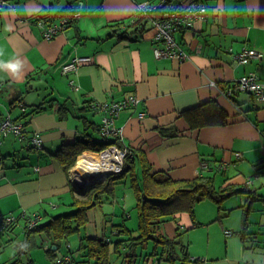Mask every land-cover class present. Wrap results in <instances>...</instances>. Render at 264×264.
Here are the masks:
<instances>
[{"label":"crops","instance_id":"crops-1","mask_svg":"<svg viewBox=\"0 0 264 264\" xmlns=\"http://www.w3.org/2000/svg\"><path fill=\"white\" fill-rule=\"evenodd\" d=\"M202 1L204 19L174 35L188 54L177 60L156 57L152 47L163 45L155 41L154 24L146 16L137 20L139 6L151 7L158 0H5L0 12V120L9 113L27 123L43 146L26 149V140L19 142L13 134L2 138L0 214L38 212L44 221L73 210V200L86 197L74 185L72 172L83 153L65 171L57 151L86 134L103 136L94 127H101L102 113L86 103H111L134 94L138 102L120 111L113 123L120 128V140L144 155L151 172L190 179L204 160L209 169L202 174L213 175L214 181L221 174L219 187L248 190L226 198L220 210L211 201L207 217L177 215L165 223V232L174 236L177 225L185 232L203 230L192 254L203 259L200 264H264V100L245 91L225 94L247 73L264 80V0ZM118 21L127 23L126 32L110 27ZM53 25L58 29L45 37L44 28ZM251 47L262 58L239 63L236 54ZM78 56L90 61L61 73L60 65ZM222 162L229 165L218 171ZM113 195L114 208L103 216L118 214L117 192ZM93 208L86 211L88 222ZM15 226L0 238L8 237L17 248L22 236L12 238ZM86 232V237L112 242L95 229ZM154 260L147 264H157Z\"/></svg>","mask_w":264,"mask_h":264},{"label":"trees","instance_id":"trees-1","mask_svg":"<svg viewBox=\"0 0 264 264\" xmlns=\"http://www.w3.org/2000/svg\"><path fill=\"white\" fill-rule=\"evenodd\" d=\"M190 1L203 2L202 0ZM160 10V8H157L151 13L155 18H159ZM140 16H145V14ZM124 24L123 21L113 22L110 23V27L116 32L124 33L127 29V23L126 25ZM176 43L178 42L176 41ZM67 62L62 63L60 68ZM30 78H32V75L27 80ZM130 95L135 96L134 94H128L124 99L112 101L111 103L125 102ZM232 96L233 94L230 95V97ZM86 104L91 109L94 108L92 110L102 113L101 127L105 115L111 116L113 119L118 115H111L108 111H102V103L88 102ZM66 114L67 109L65 107L60 115L65 117ZM91 124L94 123L91 122ZM113 126L115 127L114 123ZM94 127L101 132V127L98 124H94ZM116 128L120 130L119 127ZM120 139V135H116L113 138L102 136L99 139H95L91 135L86 134L84 139L63 145L57 151L56 155L61 157V165L65 171H68L73 166L78 154L91 153L99 156L104 149L112 144L120 148H126L128 155L124 159L123 168L120 172L111 174L102 182L96 181L86 188L84 191L86 197L84 199L75 198L72 203L75 207L73 210L57 215L51 214L44 221H42V215L35 212L39 214L41 221L39 220L31 229H28L25 218L20 217V214L15 215V220L6 224L4 230L0 232V234L6 232L19 223L21 219L24 221L22 237L16 248L17 257L8 264H19L23 257L22 254H27L31 245H35L38 239L43 238L47 241L45 242L46 255L52 258L57 257L55 251L60 247L61 241L67 239L69 234L77 231L81 225L86 224L87 210L103 203L104 196L107 199L109 196L113 198L115 184L113 178L123 179L126 173H128L130 178V187L137 201V234L133 235L132 230L124 226L123 223L116 224L115 233L125 237L114 241L112 249L108 238L80 236L76 250L78 255L75 257L72 255L73 252L69 253L71 261L68 264H111L109 260L110 252L118 251L120 253L121 247L126 249L121 264H147L148 259L154 260V257L156 259V261L154 260L155 263L159 262V260H164L169 261L170 264H200V261H203L199 257H191L187 251V243H182V233L185 232V229L177 225L175 235L170 237L165 232V223L170 220L176 221V216L184 212L194 219V206L202 199L212 200L218 206V210H220L221 204L226 198L239 192H248V190L230 184L224 187H217L214 176L202 174V172L190 179H173L164 172H151L152 167L144 155L128 148ZM25 140H23V143L26 149H39L27 145V139ZM137 165L140 173L137 172ZM25 213L33 212L25 211ZM149 240L154 242L152 253L144 254L141 250L136 251L137 247L144 248L145 245L147 246ZM40 245L43 246V244ZM54 246L55 248H53ZM30 262H32V259H30ZM61 264L66 263L63 261Z\"/></svg>","mask_w":264,"mask_h":264},{"label":"built area","instance_id":"built-area-1","mask_svg":"<svg viewBox=\"0 0 264 264\" xmlns=\"http://www.w3.org/2000/svg\"><path fill=\"white\" fill-rule=\"evenodd\" d=\"M5 3V0H0V12L3 9ZM157 8L161 9L159 18L151 16L150 20L156 28V33L154 36L155 41H160L163 47L153 46V52L155 56L160 58H175L177 60L186 59L188 54L176 43L174 39V33L181 28L191 26L195 20H203L207 11L205 3L190 0H159L151 7L139 6L138 9L142 12H150ZM66 21H68V19H66ZM57 29V25L46 27L44 28L43 35L45 37H51ZM262 56L263 54L254 48H244L242 51L236 54V59L239 63L244 64L249 62L251 59H260ZM87 61H90L89 56L75 57L61 66V73L64 74L69 71H74L77 69L79 64ZM237 91L249 92L259 99L264 100V80H260L254 73L242 75L232 87L225 90V94L230 96ZM137 102V97L130 95L129 99L125 102L113 104L104 103L101 104L102 106H99H101L102 111H108V113L111 115H117L123 108L134 106ZM139 116H143V113H139ZM113 122V117L106 115L104 116L101 127L103 136L111 137L120 135V130L113 126ZM8 134H13L19 141L27 139V145L29 146L31 145L32 147L39 149H41L43 146L42 138L37 131L30 132L27 129L25 122L12 118L9 113H6L0 120V144L2 142V138ZM114 150L120 154L121 161L118 163V169L111 171V173L122 170V160H124L123 158L128 155L126 148H120L116 145H111L100 154L99 158H103L106 153H112ZM262 152L264 162V146L262 147ZM235 155L237 158H242V154L240 152H236ZM228 165L229 164L227 162H222L216 167V169L221 171L226 169ZM206 167H208V163L202 160L199 165L198 173H200V171ZM20 217L25 218L28 229H31L40 220L39 214L35 212L27 214L23 211L20 213ZM15 218L16 217L14 215L0 216V232L4 230L6 224L14 221ZM63 261L66 264L70 263V255L66 254L63 256V258L56 259L57 264H61Z\"/></svg>","mask_w":264,"mask_h":264},{"label":"rangeland","instance_id":"rangeland-1","mask_svg":"<svg viewBox=\"0 0 264 264\" xmlns=\"http://www.w3.org/2000/svg\"><path fill=\"white\" fill-rule=\"evenodd\" d=\"M31 155L32 154L30 153L29 157ZM28 158L24 160L26 163L29 162ZM123 161L124 160H122V165H123ZM114 173L116 172H113L112 174ZM126 176H127V179L123 181H119L121 179H117V177L113 178L114 182H116L114 184L115 186L114 192L115 191L117 192L116 200L119 201V203H117L116 205V210L118 213L117 216L113 217V216H103L102 215L104 211L107 210V212H110L114 208V202H113L114 198L111 199V196H109L107 199V197L104 196L103 203L98 204L97 206L93 208V213H91L90 215L89 222L88 220L86 222V224L88 223L87 226L81 225L77 231L69 234L67 239H64L61 241L60 247L58 248V250L55 251V254L57 257H54V258L48 257L46 255V243H45L47 242L46 239L44 240L38 239L35 245L33 244L31 245V248L27 254L26 253L22 254L23 257L21 258V261L19 262V264H57L56 259L63 258L64 255L71 253V251H73L74 256L77 257L78 255V253L76 252L77 242L79 241L80 236L86 235L87 233L86 231L89 229H95V232L97 235H101L103 233H105L106 235H109L112 238V242H110L111 249L113 245L112 243L114 241H116L119 238L125 237L122 235H118L117 233H114L116 229L114 224L123 223L124 226L132 230L133 235H136L137 234L136 229H137V224H138V215H137V208H136L137 201H136L135 195L133 194L131 188L129 187L130 178L128 176V173H126ZM220 177H222L221 174L216 175V181H215L216 186H218L217 182L219 181ZM105 178L106 177H104L103 179H100L99 182H102ZM136 178L138 179V181H140L138 177ZM125 181H126V184H125ZM74 185L77 186L75 180H74ZM78 192L80 193L82 191L78 190ZM211 201L212 200L207 199V198L199 201L198 204L194 206V216L201 217L202 215L204 216L206 215L207 217V215L211 214V211L209 210V205H213V202ZM216 206L214 208L215 210L218 208V206L217 208ZM212 214H213V211H212ZM217 218H219V220L227 219V217H224V216L223 217L218 216ZM16 225L17 226L14 227V232L12 233L13 235L12 238L15 235L18 237L22 236L23 221L21 220ZM204 233L205 232H203V230L201 229H197V230L188 229L185 233H182V238H181L182 243H187V251L190 252L191 255L190 254L189 255L191 257H196V256H192V254H194L193 252H195V246L197 247V244H198L197 240L201 239ZM189 238H191V240ZM8 239L9 238L6 236H3L2 238H0V264H8L17 257L16 255L17 249L13 246L14 244H11L9 241H7ZM147 243H148L147 246L145 245L144 248L137 247L136 251L141 250L142 253L144 254L152 253L154 242L152 240H149ZM40 244H43V246H41ZM120 251H121L120 253L118 251L110 252L109 260L111 264H121L122 263L123 255L125 254L126 249L121 247ZM30 259H32V262H30ZM157 264H170V262L159 260Z\"/></svg>","mask_w":264,"mask_h":264},{"label":"bare ground","instance_id":"bare-ground-1","mask_svg":"<svg viewBox=\"0 0 264 264\" xmlns=\"http://www.w3.org/2000/svg\"><path fill=\"white\" fill-rule=\"evenodd\" d=\"M136 14L138 15V17L141 14H145V16L148 17L149 19L151 16L155 17L154 15H152L151 11L142 12L139 9H137ZM139 113H143L144 115V112H139ZM139 113H138V116H139ZM120 161H121V156L115 150L112 153H106L103 158H99L94 155H86V154L79 155L77 158L76 164L74 165L73 170H72L73 174L75 175V181H76L77 187H80V188L88 187L90 184H92L93 180H97V179L100 180L103 176L107 175L109 172L117 170L119 167L118 163H120ZM208 167H209V164H208ZM204 169H202L200 173ZM23 211L25 212V210H22L20 213H22ZM20 213H18V215ZM7 215H13V214H7ZM0 216H6V215L0 214Z\"/></svg>","mask_w":264,"mask_h":264},{"label":"clouds","instance_id":"clouds-1","mask_svg":"<svg viewBox=\"0 0 264 264\" xmlns=\"http://www.w3.org/2000/svg\"><path fill=\"white\" fill-rule=\"evenodd\" d=\"M256 76H257V75H256ZM112 145H115V144H112ZM110 146H111V145H110ZM110 146H108L107 148H109ZM116 146H117V145H116ZM107 148H106V149H107ZM106 149H104V150H106ZM104 150H103V151H104ZM101 153H102V152H101ZM83 154H86V153H83ZM94 156H95V155H94ZM99 156H100V155H99ZM99 156H96V157H99ZM124 159H125V158H124ZM123 162H124V161H123ZM111 174H112V173L109 172V175H107L106 177L110 176ZM96 181H100V180H99V179H97V180H93L92 183H94V182H96ZM90 185H91V184H90ZM79 188H80V187H79ZM86 188H87V187H86ZM86 188H85V189H86ZM263 233H264V232H263Z\"/></svg>","mask_w":264,"mask_h":264},{"label":"flooded vegetation","instance_id":"flooded-vegetation-1","mask_svg":"<svg viewBox=\"0 0 264 264\" xmlns=\"http://www.w3.org/2000/svg\"><path fill=\"white\" fill-rule=\"evenodd\" d=\"M18 106L22 109V111H25V106L22 102H19Z\"/></svg>","mask_w":264,"mask_h":264},{"label":"water","instance_id":"water-1","mask_svg":"<svg viewBox=\"0 0 264 264\" xmlns=\"http://www.w3.org/2000/svg\"><path fill=\"white\" fill-rule=\"evenodd\" d=\"M104 151H105V150H104ZM104 151H102V153H103ZM107 175H109V173H108ZM107 175L103 176L101 179H103V178L106 177ZM92 184H93V183H92ZM92 184H91V185H92ZM89 186H90V185H89ZM89 186H88V187H89ZM88 187H87V188H88ZM85 188H86V187H84V188H79V189L83 191V190H85ZM53 248H55V246H54Z\"/></svg>","mask_w":264,"mask_h":264}]
</instances>
